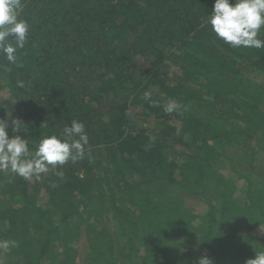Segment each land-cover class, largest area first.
I'll return each instance as SVG.
<instances>
[{
  "label": "trees",
  "instance_id": "16d2710c",
  "mask_svg": "<svg viewBox=\"0 0 264 264\" xmlns=\"http://www.w3.org/2000/svg\"><path fill=\"white\" fill-rule=\"evenodd\" d=\"M214 2L22 0L29 33L15 63L0 56V119H19L9 137L33 152L73 120L89 143L40 180L0 173L1 240L19 245L3 264H80V238L85 264H183L179 240L212 264L264 251L249 233L264 226V48L217 39Z\"/></svg>",
  "mask_w": 264,
  "mask_h": 264
},
{
  "label": "clouds",
  "instance_id": "9594fccd",
  "mask_svg": "<svg viewBox=\"0 0 264 264\" xmlns=\"http://www.w3.org/2000/svg\"><path fill=\"white\" fill-rule=\"evenodd\" d=\"M22 0H0V56L9 63L17 61V50L23 49L27 42L29 25L19 19ZM208 23L216 38L233 48H264V40L258 38L264 28V0H215ZM23 86L22 82H18ZM145 101H151V93L145 91ZM177 102L170 100L164 107L166 114L172 113ZM19 119H0V173L11 172L25 181L41 179V174L50 169L83 160L89 143L85 125L73 120L65 125L61 136L53 134L43 137L35 151H30L26 139L19 135L9 137L11 126L15 134L20 131ZM63 179L64 173H56ZM14 240H0V249L10 251L18 247ZM3 264V261H0ZM198 264H212L208 257H201ZM245 264H264V251L256 252L254 259Z\"/></svg>",
  "mask_w": 264,
  "mask_h": 264
},
{
  "label": "rangeland",
  "instance_id": "374dc122",
  "mask_svg": "<svg viewBox=\"0 0 264 264\" xmlns=\"http://www.w3.org/2000/svg\"><path fill=\"white\" fill-rule=\"evenodd\" d=\"M261 81L264 83V79L261 78ZM142 120V118H139ZM140 120V121H141ZM141 123V122H140ZM151 123H153V120H151ZM16 134V133H15ZM264 160V157L261 158L260 161ZM227 167V166H226ZM224 167V168H226ZM225 170V169H223ZM237 172V170H236ZM235 172L234 169H231L230 166L226 168V170L224 171L225 176L232 180L234 183L238 182V175ZM244 185V184H243ZM239 187V195H243L245 193V186H242L241 183L238 184ZM238 193V192H237ZM206 202H211L212 205L217 204L216 200L214 198L211 197V194H209L207 197L204 198ZM201 197H194L192 199H190L188 201L184 200V204L187 206V208L189 209H196V214L201 215L203 212H205L206 208L204 207V205L201 202ZM1 226V224H0ZM241 234L245 233L247 234L248 232L246 230L241 229ZM3 230L0 231V240L1 237L3 238ZM250 234H252L262 245V248L264 249V226H261L259 228H257L256 230L249 232ZM182 240L177 241L176 244H181L182 253H186V260L183 264H198L199 260L195 259L194 256H189L187 253L190 251H197V249H195L192 245H185L186 243H181ZM75 247H77L81 252V259H80V264H85L84 262V257H85V252L87 251V240L86 238H80L79 242L74 244ZM193 254V253H192ZM194 255V254H193ZM4 257H5V252L4 249H0V261H4ZM184 257V258H185ZM121 258V257H120ZM118 259V262H123L121 259ZM45 264H51L48 261H45Z\"/></svg>",
  "mask_w": 264,
  "mask_h": 264
}]
</instances>
